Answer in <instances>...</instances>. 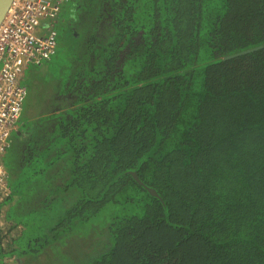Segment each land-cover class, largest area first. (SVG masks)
<instances>
[{
  "label": "trees",
  "instance_id": "1",
  "mask_svg": "<svg viewBox=\"0 0 264 264\" xmlns=\"http://www.w3.org/2000/svg\"><path fill=\"white\" fill-rule=\"evenodd\" d=\"M94 1L71 101L14 133L0 264L95 224L85 264H264V49L223 60L264 45V0Z\"/></svg>",
  "mask_w": 264,
  "mask_h": 264
},
{
  "label": "rangeland",
  "instance_id": "2",
  "mask_svg": "<svg viewBox=\"0 0 264 264\" xmlns=\"http://www.w3.org/2000/svg\"><path fill=\"white\" fill-rule=\"evenodd\" d=\"M88 3L89 0H68L61 5L57 15L58 18H55L54 24L58 19L59 22L64 21L65 24L69 23L70 26L63 32L58 25H55L58 54L40 66H30L24 72L21 84L26 87L27 95L17 130L25 125L27 129L32 130L29 118L33 119L41 115L48 116L51 113H58L60 105L71 101V98L68 101L65 97V101L63 100L64 97H57L59 81L61 77L63 82L64 77L70 76L82 60L83 62L86 61V39L95 26V16L102 19L105 17V14L97 11V1H94L91 5H88ZM77 21H81V23ZM40 26H42L41 23ZM17 133V137H19L21 132ZM17 137L16 134L12 135L11 148L3 156V162L12 180L13 176L18 175L24 167L25 151L27 149L26 139L23 141V138ZM3 211L8 217L9 212L4 209ZM0 217L2 218L0 220L4 223L3 217ZM5 223L9 225L8 222ZM103 233L101 225L95 224L86 227L83 231L73 233L66 239L67 243L58 248V252V249L52 250V245L48 246L46 253L51 259L49 263L44 260L45 258L42 261L34 262L29 257H15L9 261L10 264H85L102 247Z\"/></svg>",
  "mask_w": 264,
  "mask_h": 264
},
{
  "label": "built area",
  "instance_id": "3",
  "mask_svg": "<svg viewBox=\"0 0 264 264\" xmlns=\"http://www.w3.org/2000/svg\"><path fill=\"white\" fill-rule=\"evenodd\" d=\"M68 0H12L0 23V199L11 194L3 156L17 131L27 95L21 78L57 52L54 20ZM40 23L42 26H40ZM38 31V33H36Z\"/></svg>",
  "mask_w": 264,
  "mask_h": 264
},
{
  "label": "water",
  "instance_id": "4",
  "mask_svg": "<svg viewBox=\"0 0 264 264\" xmlns=\"http://www.w3.org/2000/svg\"><path fill=\"white\" fill-rule=\"evenodd\" d=\"M12 0H0V23L1 21L3 20L9 6H10V3H11ZM264 49V45H259V46H256V47H253V48H249V49H246V50H243V51H240V52H237V53H234V54H231V55H228V56H225L223 58L224 61H227V60H231V59H235V58H238V57H241V56H244V55H247V54H250V53H253V52H256V51H259V50H262ZM131 176L133 177V179L141 186H144L143 183L140 181V179L138 178L137 174L135 172H132L131 173ZM145 187V186H144ZM146 190L152 195V196H155V197H159L158 194L156 193V191L154 189H151V188H147L146 187Z\"/></svg>",
  "mask_w": 264,
  "mask_h": 264
},
{
  "label": "flooded vegetation",
  "instance_id": "5",
  "mask_svg": "<svg viewBox=\"0 0 264 264\" xmlns=\"http://www.w3.org/2000/svg\"><path fill=\"white\" fill-rule=\"evenodd\" d=\"M58 18V17H57ZM57 20V22L54 24V25H58L59 26V29H61L63 32H65L68 28H69V26H70V24L69 23H66L65 24V22L64 21H58V19H56ZM19 132V131H18ZM17 135H18V133H17Z\"/></svg>",
  "mask_w": 264,
  "mask_h": 264
},
{
  "label": "crops",
  "instance_id": "6",
  "mask_svg": "<svg viewBox=\"0 0 264 264\" xmlns=\"http://www.w3.org/2000/svg\"><path fill=\"white\" fill-rule=\"evenodd\" d=\"M5 247H6V246H5ZM8 248H10V247L8 246ZM9 260H10V259H9ZM9 260H6L8 264H10V261H9ZM6 261H5V262H6Z\"/></svg>",
  "mask_w": 264,
  "mask_h": 264
}]
</instances>
